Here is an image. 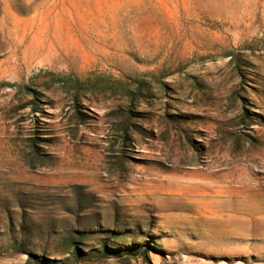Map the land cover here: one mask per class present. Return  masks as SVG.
I'll return each mask as SVG.
<instances>
[{"label":"rangeland","instance_id":"374dc122","mask_svg":"<svg viewBox=\"0 0 264 264\" xmlns=\"http://www.w3.org/2000/svg\"><path fill=\"white\" fill-rule=\"evenodd\" d=\"M0 264H264V0H0Z\"/></svg>","mask_w":264,"mask_h":264}]
</instances>
